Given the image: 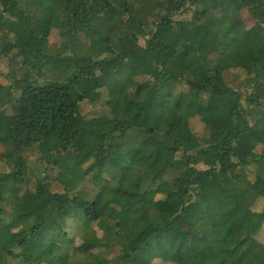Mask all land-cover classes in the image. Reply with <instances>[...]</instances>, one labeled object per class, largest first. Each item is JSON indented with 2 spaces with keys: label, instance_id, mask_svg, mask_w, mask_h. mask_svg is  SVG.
Segmentation results:
<instances>
[{
  "label": "trees",
  "instance_id": "1",
  "mask_svg": "<svg viewBox=\"0 0 264 264\" xmlns=\"http://www.w3.org/2000/svg\"><path fill=\"white\" fill-rule=\"evenodd\" d=\"M0 147V264H264V0H0Z\"/></svg>",
  "mask_w": 264,
  "mask_h": 264
},
{
  "label": "rangeland",
  "instance_id": "2",
  "mask_svg": "<svg viewBox=\"0 0 264 264\" xmlns=\"http://www.w3.org/2000/svg\"><path fill=\"white\" fill-rule=\"evenodd\" d=\"M238 19H241L242 21H245L246 24L251 27L253 26L257 19V15L254 13V11H251L249 9H243L241 11L238 12L237 16ZM58 31L54 30L50 36V43L52 45H54L58 39ZM1 67L5 68V62L1 63ZM243 73V72H241ZM243 77V75H242ZM228 79L231 80L232 85L234 86V84H238L239 83V74L237 73V71H231V73L228 75ZM103 110L102 106L97 104V105H93L91 103L85 102L82 104V111L83 113L87 114V115H94V114H99L101 113ZM191 127L194 130V132H196L200 137L202 138H206L208 135L207 129L204 125V123H202V121L200 120L199 114L196 112H192L191 113ZM260 147L257 148V151H260ZM4 155V148L0 147V158H2ZM100 181L102 180H108L109 176H105V175H101L99 177ZM241 206L243 209H246L248 207V203L246 201H241L240 202ZM264 237V229L262 231L261 237ZM116 250V249H115ZM115 250H113V254L115 253Z\"/></svg>",
  "mask_w": 264,
  "mask_h": 264
}]
</instances>
